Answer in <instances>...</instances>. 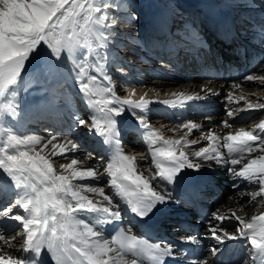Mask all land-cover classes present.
I'll return each instance as SVG.
<instances>
[{
  "label": "snow or ice",
  "instance_id": "snow-or-ice-1",
  "mask_svg": "<svg viewBox=\"0 0 264 264\" xmlns=\"http://www.w3.org/2000/svg\"><path fill=\"white\" fill-rule=\"evenodd\" d=\"M218 3L241 15L230 17L229 11L221 10L213 17L198 11L186 19L190 14L183 0H166L168 14L159 19L162 39L157 43L170 55L183 54L194 61L212 54L213 40L247 59L245 43L258 39L255 47L264 52V18L253 21L247 15L264 13V0ZM137 19L131 0H0V264H218L222 246L229 241L240 242L235 264H264V119L250 128L224 120L219 127L231 131L222 135L212 128L205 132V126L191 121L181 125L179 139H165L153 131L149 105L155 101L145 99L146 93L138 101L121 100L112 71L127 75L117 50L118 37L126 34L117 28L120 23L136 27ZM33 62L38 90L56 83L44 89L51 104L63 95L61 89L67 86L61 81L67 73L73 91L92 110L87 118L69 113L66 144L56 135L17 132L7 123L21 115L19 89ZM246 82L264 85V60L230 87L242 89ZM201 92L220 95L208 88ZM203 98L182 93L177 97L181 107L183 101ZM226 98L232 102L233 92ZM240 100L245 102L242 108L226 109L230 119L237 111L264 110L259 98L252 101L242 94L235 102ZM161 103L177 106L176 101ZM82 128L101 137L111 150L106 167H81L77 157L67 156L81 150L71 133ZM129 129L147 136V174L138 171L135 157L123 152ZM193 129L200 133L199 140L186 138ZM201 141L207 146L190 147ZM58 154L70 161L59 173L50 159ZM86 156L104 161L92 153ZM216 168L225 171L234 190L243 185L241 196L248 199L226 211L218 207L194 215L199 225L193 231V223L180 220L178 214L191 211L210 193L208 185L200 183L201 175L184 185L186 174H202L205 169L211 174ZM102 173L110 177L107 185L101 183ZM88 179L95 183H74ZM247 205L258 206L248 218L241 215ZM125 216H130L127 222ZM165 226L175 240L158 235ZM142 227L155 230L156 238L145 237ZM204 240L214 243L205 245Z\"/></svg>",
  "mask_w": 264,
  "mask_h": 264
},
{
  "label": "bare ground",
  "instance_id": "bare-ground-1",
  "mask_svg": "<svg viewBox=\"0 0 264 264\" xmlns=\"http://www.w3.org/2000/svg\"><path fill=\"white\" fill-rule=\"evenodd\" d=\"M219 0H183L182 6L186 9L187 13L190 14L189 16H186L185 18H192V14H195L196 12H202L205 15H212V8H217L220 7L226 11H229L231 16L237 17L241 15L240 10H229L227 9V5L223 3H218ZM132 5L135 8V12L138 15V19L135 21L136 27H129L125 25L124 23H120L117 32L120 33H125L126 35L118 37L119 40V55L120 57L123 58V66L124 68L129 71L132 74V78L135 79H143V77H139V73L143 72L147 67H151V61L153 62V59L151 58V51L153 50L154 46V41L151 39V37L148 36L155 34L156 30L154 29V25H158L159 19L162 15L168 14V9L165 7L166 0H131ZM247 15L253 20V21H259L260 19L264 18V13H261L260 11H252L248 12ZM203 18V17H200ZM141 29L145 32V35H147L148 38H144V34H142ZM252 44H257L258 39H251ZM219 45L220 50L221 49H231L228 46L222 45L217 43L214 40L213 46L214 48ZM216 49H218L216 47ZM219 50V51H220ZM218 51V52H219ZM213 52H215V49H213ZM212 52V57L214 56ZM224 58V56H223ZM226 59L230 60L233 59L234 61H237L238 58H236L233 55L227 54ZM237 70H239V63H234L233 64ZM36 67V63L33 62V66L30 68L29 72L25 75L24 80L21 83L20 89H19V96L18 99L22 103V112L21 115L18 117L16 120H9L7 123L9 126L13 127L17 132H22L26 134H30V130L28 129V122L29 121H45L47 118L45 115H42L41 113L37 114L33 110L31 111L30 108V102H29V96L34 95H40L42 92H44V89H48L47 85L48 83H45L43 85V89H37L36 85L34 83L35 79L32 77V75L35 73L33 69ZM257 70V67L255 71ZM113 75H114V81L115 83L117 80L123 76H120V74L115 72V69H112ZM182 71L180 69H176V74H169L172 76V78H177L179 74ZM249 73V72H248ZM134 74V75H133ZM36 75V73H35ZM243 75L240 74L237 78L231 76L229 78V81L231 83L235 82L237 79L242 77ZM189 79L185 80V83H179L175 81V83L170 84V86L167 87H160L156 83L153 84L150 83L148 89H154L155 93L161 94V93H166V94H176L177 91H181L183 95H186V93L194 94V92L198 91L201 92V88H208L212 89L214 92H218L225 98L227 94L223 92V88L216 82L215 80H210L209 78H203V79H195L190 76H188ZM64 85H66V88L61 89V92L65 97H67L68 100H71L73 97L79 99L77 102V105L80 107L81 112L79 113L81 116L88 117L87 114V106L85 103H83L78 95L74 92L71 93L72 85H71V80L68 77V74L65 73L62 77L61 81ZM51 85L49 86V90L52 88L56 87L55 82H51ZM182 88H184L182 90ZM71 89V90H69ZM116 93L120 97L121 100L131 98L133 95L130 94V92L123 93L119 91V87L115 85ZM244 94L248 97L249 100L256 101L257 98H259L261 101H264V90H259V89H264V85H259L258 83H253V82H246L243 86ZM255 92L256 95H250V93ZM31 93V95H30ZM203 96H205V93L201 92ZM242 95V94H241ZM210 96V95H207ZM239 97V96H238ZM233 101H236V98L233 99ZM229 102L226 100H223V102L220 105H217L214 108L207 109V112H214L215 110H218L220 113L214 112L213 113V120L210 123H203L202 126H205L202 130L207 131L208 128H212L214 132L217 134H224L227 131H231V129H223L222 127H219L222 121L224 120H229V123H232L230 118L226 114V109L231 108L233 110H237V104L235 102ZM240 103L243 104L244 106V101L240 100ZM81 104V105H80ZM180 104V103H178ZM184 106L186 104H183ZM150 109L152 107V104L149 106ZM155 107V106H153ZM32 113L29 117L25 116V112ZM153 111V109H151ZM156 109L154 110L155 113ZM246 111H252V114L246 118H242L240 121H237L234 124L235 126L239 125H244L248 124L247 127H252L254 126L255 123H259L261 119H264V110H246ZM243 111H237V114L242 113ZM156 118L153 120L152 119V124H150V127L153 131H156L157 133H160L162 130V127H164V121L167 118L168 111L166 108L159 110L158 113L156 114ZM177 117L176 120L174 121V124L177 125V127L181 126L182 122H186L188 119L186 116H183L181 113L175 114ZM29 118V119H28ZM29 120V121H28ZM28 121V122H27ZM30 123V122H29ZM34 123V122H33ZM29 128H32L29 126ZM31 134H38L42 137H48L49 134L56 135L57 134L54 131L47 130L45 128L44 133H38V132H31ZM30 134V135H31ZM71 135L78 141L80 144L81 150L77 151L75 153L69 151L67 153V156H75L79 159L81 162L80 166L81 167H87L89 164H100L104 163L106 167V163L110 161V158L104 159V161H99V160H89L86 156V153H92L95 156V151H88L92 150L91 148L95 149L96 142L94 141L93 135L87 131L86 128H82L79 131L76 129H72ZM68 139V135L66 136ZM134 136H127L123 137L124 140V147H123V152L125 155L129 157H134V151L130 150L128 148L133 147V148H141V142L139 140H134ZM189 140L191 139H200V133L196 132L191 136L186 137ZM59 143L66 144V142L62 141L59 139ZM200 146H207V141H201L200 144L197 145H192L190 147L194 148H199ZM90 148V149H89ZM47 151V150H46ZM226 152V150H224ZM137 154V153H136ZM143 154L138 155L135 157V160L138 162V171L145 172L147 174V170L151 165V159L149 158L147 161H145ZM50 159L53 162V166L55 170L59 173L62 172L63 170L61 169L62 164H66L70 162L69 160L65 159L64 156L62 155H56L53 157H50ZM153 170H155L153 168ZM187 175H189L191 184L193 183V177L197 175H201V180L200 183L202 185L206 184L208 185L207 187V192L210 193V195H205L202 198V202L205 206V212L209 211H214L216 208H221L222 211H226L227 208H236L237 207V202L243 203L244 200H247V196H241V193L244 191L243 185H241V188L239 190H234L232 188V181L228 178L227 174L222 168H216L212 171L211 174H209L208 170H202V174H198L196 172L188 171ZM110 179V177L104 176L102 173V179L101 183L107 185V181ZM74 183H84V184H93L95 181L93 180H84V181H74ZM190 184V185H191ZM226 185V189L223 190V186ZM109 189L106 187V191ZM224 191V192H223ZM229 197H234L233 200H230ZM199 201V202H201ZM258 211V206H252V205H247L245 208V211L241 213V215H245L246 218L250 217L251 215L255 214ZM199 217V213L196 211V209H192L191 211L189 210H184L178 214V218L180 220H187L193 223V231H196V226L199 225V220L193 219V216ZM202 216V215H200ZM130 218V216H125V222ZM176 216H173V219H176ZM135 223V221H133ZM227 223H235V221L225 222ZM126 227H130V225H127L125 223ZM166 229V227L162 228ZM108 231L110 232L111 229L109 228ZM141 231V229H140ZM168 232L166 234V231L164 234L166 236H170ZM172 235L175 236L174 233H171ZM159 236L163 237V235L159 232ZM203 244L207 245L209 243H214V241H209V240H204L202 242ZM223 247V253L220 255L218 258V264H235V261L239 258L240 255V242L239 241H229L226 242ZM206 254V253H204ZM224 261V263H222Z\"/></svg>",
  "mask_w": 264,
  "mask_h": 264
}]
</instances>
